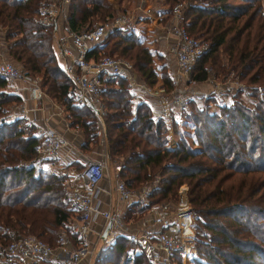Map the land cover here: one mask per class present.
Returning a JSON list of instances; mask_svg holds the SVG:
<instances>
[{
	"label": "trees",
	"instance_id": "16d2710c",
	"mask_svg": "<svg viewBox=\"0 0 264 264\" xmlns=\"http://www.w3.org/2000/svg\"><path fill=\"white\" fill-rule=\"evenodd\" d=\"M49 1L0 0V26L5 28L6 52L14 63L30 76L42 72L41 86L65 101L69 80L53 51V25L38 21L40 6ZM166 2L180 4L188 33L207 42L194 67V78L204 80L209 63L219 64L222 55L224 74L240 71L242 80L264 88L261 0ZM110 10L114 12L115 7L104 0H71L66 22L80 31L90 27L85 25L88 18L98 13L110 17ZM121 29L108 34L92 49L93 54H104L105 41L116 38L112 49L128 53L142 81L153 86L157 77L150 51L134 32L123 35ZM164 75L161 79L168 91L171 76ZM134 93L138 92L130 91L124 79H117L106 82L100 96L105 109L104 151L109 160L120 158L119 175L126 185L134 188L158 179L152 191L155 201L172 198L180 184L187 185L195 215L194 264H264V97L253 109L236 98L231 106L217 111L191 102L173 123L178 143L170 148L157 110L144 100L131 109ZM12 97L0 96V241L5 236L3 228L8 227L54 245L60 231L70 233L67 223L75 210L72 213L66 205L68 193L60 176L38 175L34 159L40 139L25 119L10 118L7 104ZM67 108L71 123L82 128L86 141L94 138V113L85 107ZM129 207L139 212L145 209L136 204ZM55 231L52 244L50 235ZM129 247L125 237L117 236L98 250L93 264H148L140 254L127 257Z\"/></svg>",
	"mask_w": 264,
	"mask_h": 264
},
{
	"label": "built area",
	"instance_id": "2783aa9c",
	"mask_svg": "<svg viewBox=\"0 0 264 264\" xmlns=\"http://www.w3.org/2000/svg\"><path fill=\"white\" fill-rule=\"evenodd\" d=\"M70 1L50 0L41 5L38 21L43 25H53L59 16L63 17L61 33L57 37L56 56L61 71L69 80L65 105L89 108L102 121L105 109L100 96L106 82L124 79L130 91L138 92L134 93V102L139 100L142 90L148 92L150 87L141 79L138 80L133 65L127 59L100 51L96 55L92 52L111 30L129 26L131 16L118 14L76 31L66 22ZM180 6L177 3L171 7L170 20L164 28L173 37V44L169 47L174 58L172 87L168 91L162 89L155 93L159 98V116L167 132L172 130L173 123L180 119L183 109L191 102L202 98L203 104L206 103L211 109L229 107L236 94L244 88L241 81L233 76L234 72L224 77L219 74L218 78L208 75L202 81L194 78V67L207 48V42L188 33L181 19ZM0 77L10 82L26 83L32 99H43L47 95L40 86V75H27L11 60H0ZM257 87L261 88L260 85ZM20 116L35 126L40 139L35 149L36 156L53 161L61 159V149L69 145L63 134L45 123H36L24 110ZM101 133L100 141L104 143V127ZM113 171L116 175L115 201L123 202L125 207L136 204L146 209L135 222L125 220L124 212L115 205L109 204L103 210L100 208L97 186L101 179L108 176L107 161L89 158L78 172L80 184L71 185L68 191L67 199L75 210L69 225L70 233L60 231L56 243L51 245L33 233L21 235L5 227L2 230L5 236L0 241V264H79L84 257H92L97 252L90 243L92 223L97 217L103 220L98 235L110 221L105 237L100 236L103 242H110L117 236L125 237L130 244L127 250L129 258L140 254L148 264H185L186 260L194 264L197 255L195 215L189 203L187 187L179 185L173 200L155 201L152 191L158 179L131 188L119 175V163L114 165Z\"/></svg>",
	"mask_w": 264,
	"mask_h": 264
},
{
	"label": "crops",
	"instance_id": "0c3cea01",
	"mask_svg": "<svg viewBox=\"0 0 264 264\" xmlns=\"http://www.w3.org/2000/svg\"><path fill=\"white\" fill-rule=\"evenodd\" d=\"M112 4H122L125 3V7L127 8V14L131 16V23L129 27H131V31H133L140 41L146 42L149 44V47L158 48V50L162 51L163 49L169 51V47L173 44V37L170 36L169 33H166L165 27L162 26L163 21L162 19L168 13L167 9V2L166 0H109ZM261 4L264 11V0H261ZM138 10V11H137ZM139 10L143 13L140 14ZM170 13V11H169ZM67 15V13H66ZM64 19L63 17H58L56 22L53 24V36H52V47L53 51L56 56V49H57V37L61 33L60 25L63 24ZM5 28L0 26V60L6 59L11 60V57L6 52V42L4 37ZM57 60V56H56ZM174 70V59L172 65V72ZM156 73V72H155ZM139 77V75H138ZM4 80V79H3ZM6 82V81H5ZM17 84V88H14L12 91H5L2 88V84L0 83V96L5 94L15 95L20 100L19 110L14 112L15 116L25 119L26 123H28L27 118L20 116V112L22 110L27 112V115L33 117L36 123H45L49 126L54 127L60 133L63 134L64 138L68 141L69 145L65 146L61 149L62 158L59 161H63L64 163H70L73 161H79V159H83L84 156H87V151H91L94 158L97 160H104L106 156L104 154V143L100 141L98 144V148H92L91 150L88 148L91 146L90 141H86L87 137L85 136L81 127L77 124H72L70 121V114L65 105V101L63 99H57L49 95L46 90V97L43 99H32L29 96L28 89L26 87V83L21 81H15ZM163 83L158 75L157 82L150 86L148 89V94L151 95L152 101H148V104L151 106V103L156 104V110L158 111V101L156 102L154 92L161 91L164 89ZM149 87V86H148ZM157 93V92H156ZM146 101V100H145ZM139 102H133L131 109L134 110L135 105ZM94 113V112H93ZM94 121L96 124V138L99 142L100 138L102 137V127H104V121L99 120L95 113L93 115ZM29 124V123H28ZM33 126V132L37 135L35 126ZM176 142L174 138L173 130L167 132L166 135V146H172ZM173 148V147H170ZM84 151H86L84 153ZM89 153V157L91 156ZM104 155V156H103ZM93 157V156H92ZM93 159V158H92ZM107 161V160H106ZM79 178V177H78ZM116 182V175L112 169V172L108 173V176L104 177L100 180L97 186V197L99 199L100 208L106 209L107 205L111 204L112 206L115 205L119 211L124 212V219L130 216L131 207H125L123 202H116L115 201V191L114 185ZM77 184H80V179ZM109 192V193H108ZM125 207V208H124ZM131 222V221H130ZM103 225V220L101 217H97L92 223V232L90 235V243L91 246L95 248L99 245L98 242H103V239L100 237L102 236V232L98 235L101 227ZM90 260V259H89ZM88 257H84L79 264H89Z\"/></svg>",
	"mask_w": 264,
	"mask_h": 264
},
{
	"label": "rangeland",
	"instance_id": "374dc122",
	"mask_svg": "<svg viewBox=\"0 0 264 264\" xmlns=\"http://www.w3.org/2000/svg\"><path fill=\"white\" fill-rule=\"evenodd\" d=\"M104 1H107V3H109L112 7H115V10L116 11L114 10V12L113 11L111 12V10H110V13L112 15L110 17H106V18H105V16H101L98 13V15H94V16L88 18V20L86 21L85 25L92 26L96 22L105 21L107 19L113 18L114 16H116L118 14H120V15L127 14L128 11H127V8L125 7V5H126L125 3H122V4L121 3L120 4H112L109 0H104ZM172 6L173 5H170L169 3H167L168 13L162 19V21H163L162 26H164V27L169 23V20H170V13H169V11H170V9H171ZM101 9H102V7H101ZM139 12H140L141 15H143V13L140 10H139ZM114 30L115 29L111 30L109 32V34L112 33ZM121 30H122L121 33L123 35H128V34H130V33L133 32V31H131V27H129V26H125ZM111 37L112 36H110V38H108L105 41V42L108 43V45L103 50V53L106 54V55H115V56H119V57L125 58L129 62H131V64H132L133 61L131 60L130 55L128 53L127 54H120L118 50H113L112 49V43H113L114 40H116V38H113V37L111 38ZM142 43L150 51L152 68L156 72V77H157L155 83L158 80V75L160 76V79H161L162 76H165L166 75V74L164 75V73H167V75L171 76L172 73H173L172 72V65H173V59H174L172 53L170 51L165 50V49H163L162 51H160V50H158V48L149 47V44L146 43V42H143L142 41ZM225 59L226 58L221 55L220 56V62H219V64L216 63V65H213L212 63H209V66H208L209 73H208V75H211V76L213 75V76H215L214 78H218L217 76H219V74H220L221 77H224L227 74L229 75L230 72H234L235 75H233V76H236L238 78V80L241 81V83L244 85V88L242 90H240L236 94V100L240 104H242L243 106L249 107V108L253 109V107L259 102L260 98L264 97V88L257 87L261 83H253L252 84V83H247L244 79L242 80L240 78V76H239L240 71L230 70L229 72H227L226 74H224L223 73L224 69L223 68L221 69L220 67H222V64L225 63ZM11 61L13 63L15 62L13 59H11ZM223 67L225 68V66H223ZM135 73H136V75H139V73L137 71H135ZM36 75H40L41 76V80H42V77H43V73L42 72H40V73H38ZM140 79H141V76L139 75L138 80L140 81ZM41 80H40V86H41ZM161 81H162V79H161ZM0 83L2 84V88L5 89V91H12V90H14V88H17L16 87L17 84H15V82H10V81H7L5 79H4L3 82H0ZM42 89H43V87H42ZM135 92H137V91L135 90ZM156 92H154V93H156ZM139 95H140L139 96V101L140 100L152 101V99H151L152 97H151L150 94H148L147 91L142 90V92ZM11 96H13L12 97L13 99L8 102L7 106H8V113H9L10 118H14L13 117V116H15L14 112L16 110H19V105H20L21 102H20V100H19V98L17 96H15V95H11ZM155 99H156V102L157 101L159 102V98L158 97L157 98L155 97ZM203 101L204 100L202 98H200V99H198L194 103L196 104V106H199L200 107V106H203L204 104H206V103L203 104ZM157 106H158V104H157ZM150 107L154 111H156V109H157L155 103H151V106ZM209 109L211 111H217V110H219L217 108H212L211 109L210 107H209ZM172 130H173V127H172ZM166 135H167V131H166ZM174 138L176 139V142L172 146H169V147H175L177 145V143H178V137L175 134H174ZM90 142H91V146H89L88 148L91 150L92 148H95V147L98 148V146H99L98 144L100 143V140L98 142L97 141V138L94 137V138H92L90 140ZM165 144H166V141H165ZM85 152L86 151H84V153ZM86 153H87V156H84L83 159H81V160L79 159V161L77 160V161H73V162H70V163H64L63 161H59V160L53 161V160H48V159L39 158V157L35 156L34 165H35L36 170L40 172V173L37 172L38 175H42L43 177H48L49 174L53 173L55 175L60 176L61 185L65 189L66 194H67L68 191H69V188L71 187V185L73 186V185H75L76 183L79 182L78 172H79L80 167L82 166L83 162L86 161L89 158L95 159L94 158V155H92L91 151H87ZM89 153H91V156L90 157L88 155ZM104 154L106 155L105 152H104ZM107 156L108 155H106L104 157V160H107V170H108V172L111 173L112 172V169H114V165L120 161V158L119 157H114L112 160H109V158ZM182 184H184V183H182ZM184 185L187 187L186 184H184ZM134 188H136V187H134ZM187 189H188V187H187ZM174 197H175V195L172 198H169V200H173ZM188 199H189V195H188ZM67 203H66L67 207H69L71 209V212L74 213L73 212V209L74 208L69 203L68 204ZM189 203H190V201H189ZM190 205H191V203H190ZM143 212H146V209H143L142 212H139L137 210H134V211H132L130 213V216L128 218L126 217L125 220L131 221V223L132 222H135L137 220L138 216L141 215ZM74 215L75 214H73L72 216H74ZM71 221H72V218L67 223V225H69L71 223ZM67 225L65 227H67ZM67 230H68V228H67ZM50 236H51V240H52V244H53L55 242V239H56V236H57V231H55L54 233H51ZM98 243H99V245L96 247L97 252H98V250L101 247L107 245V241L106 242H98ZM97 252H95L94 255H92V257H89L88 258V260L90 259L89 260V264H93L94 258L96 256ZM109 256H110V259L113 258L112 255H109ZM186 262H187V264H189L188 260H186Z\"/></svg>",
	"mask_w": 264,
	"mask_h": 264
},
{
	"label": "water",
	"instance_id": "95a60500",
	"mask_svg": "<svg viewBox=\"0 0 264 264\" xmlns=\"http://www.w3.org/2000/svg\"><path fill=\"white\" fill-rule=\"evenodd\" d=\"M89 105L91 106V108H92L93 110L96 111V109H95V107H94L93 105H91L90 103H89ZM109 226H110V221H108V222L106 223V226H105V228H104L103 231H102V237H105L106 230H107V228H108Z\"/></svg>",
	"mask_w": 264,
	"mask_h": 264
},
{
	"label": "bare ground",
	"instance_id": "6f19581e",
	"mask_svg": "<svg viewBox=\"0 0 264 264\" xmlns=\"http://www.w3.org/2000/svg\"><path fill=\"white\" fill-rule=\"evenodd\" d=\"M185 264H187V262H185Z\"/></svg>",
	"mask_w": 264,
	"mask_h": 264
}]
</instances>
